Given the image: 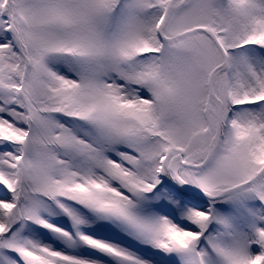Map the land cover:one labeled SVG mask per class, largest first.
<instances>
[{
  "label": "snow or ice",
  "instance_id": "obj_1",
  "mask_svg": "<svg viewBox=\"0 0 264 264\" xmlns=\"http://www.w3.org/2000/svg\"><path fill=\"white\" fill-rule=\"evenodd\" d=\"M0 264H264V0H0Z\"/></svg>",
  "mask_w": 264,
  "mask_h": 264
}]
</instances>
